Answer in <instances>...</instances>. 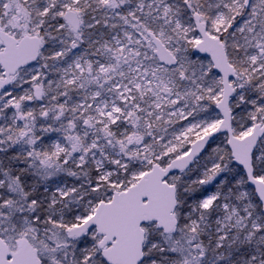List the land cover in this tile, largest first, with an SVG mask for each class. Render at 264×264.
I'll return each mask as SVG.
<instances>
[{
    "label": "snow or ice",
    "instance_id": "snow-or-ice-1",
    "mask_svg": "<svg viewBox=\"0 0 264 264\" xmlns=\"http://www.w3.org/2000/svg\"><path fill=\"white\" fill-rule=\"evenodd\" d=\"M0 264H264V0H0Z\"/></svg>",
    "mask_w": 264,
    "mask_h": 264
}]
</instances>
